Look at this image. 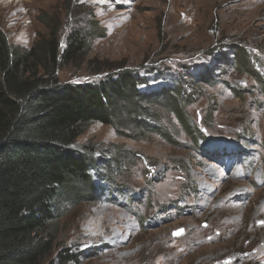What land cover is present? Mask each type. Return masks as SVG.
Here are the masks:
<instances>
[{
  "label": "rangeland",
  "instance_id": "obj_1",
  "mask_svg": "<svg viewBox=\"0 0 264 264\" xmlns=\"http://www.w3.org/2000/svg\"><path fill=\"white\" fill-rule=\"evenodd\" d=\"M49 20L62 52L86 40L61 85L130 72L149 118L123 107L78 139L93 180L58 203L43 264H264V0H0L13 48L49 38Z\"/></svg>",
  "mask_w": 264,
  "mask_h": 264
},
{
  "label": "trees",
  "instance_id": "obj_2",
  "mask_svg": "<svg viewBox=\"0 0 264 264\" xmlns=\"http://www.w3.org/2000/svg\"><path fill=\"white\" fill-rule=\"evenodd\" d=\"M48 25L49 38L30 50L13 48L0 29V264H43L50 257L54 241L45 232L58 203L93 180L91 165L74 148L87 128L113 125L123 107L133 125L149 118L142 80L130 72L97 84L61 85L57 73L78 61L86 40L70 33L62 52L57 20ZM59 258L78 263L69 254Z\"/></svg>",
  "mask_w": 264,
  "mask_h": 264
},
{
  "label": "water",
  "instance_id": "obj_3",
  "mask_svg": "<svg viewBox=\"0 0 264 264\" xmlns=\"http://www.w3.org/2000/svg\"><path fill=\"white\" fill-rule=\"evenodd\" d=\"M177 235V234H176Z\"/></svg>",
  "mask_w": 264,
  "mask_h": 264
}]
</instances>
